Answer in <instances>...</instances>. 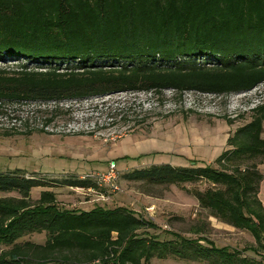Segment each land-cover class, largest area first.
Returning <instances> with one entry per match:
<instances>
[{
    "label": "trees",
    "instance_id": "trees-1",
    "mask_svg": "<svg viewBox=\"0 0 264 264\" xmlns=\"http://www.w3.org/2000/svg\"><path fill=\"white\" fill-rule=\"evenodd\" d=\"M0 114L24 105L82 102L115 94L229 96L264 84V0H0ZM56 112V111H55ZM227 139L212 166L153 164L122 178L192 190L220 221L264 239V103ZM53 116L46 120V124ZM41 132L43 129L40 130ZM99 190L91 177L50 178L0 169V264H147L177 258L208 264H262L197 240H159L126 208L59 209L55 194L34 188ZM45 233L44 245L18 243Z\"/></svg>",
    "mask_w": 264,
    "mask_h": 264
},
{
    "label": "rangeland",
    "instance_id": "rangeland-1",
    "mask_svg": "<svg viewBox=\"0 0 264 264\" xmlns=\"http://www.w3.org/2000/svg\"><path fill=\"white\" fill-rule=\"evenodd\" d=\"M0 65L14 69L11 63ZM260 103H264V84L246 93L220 97L169 91L161 95L122 93L63 103L56 110L50 105L7 109L0 114V169H21L50 178L75 175L97 179L106 175L114 162L113 189L34 188L29 204L34 205L42 191H51L59 209L126 208L150 223L140 234L159 240H197L264 264V239L220 221L190 193L204 191L210 183L153 186L122 178L133 169L153 164L220 168L215 160L229 148L227 139L251 121L252 108ZM258 169L264 174V162ZM1 198L21 196L0 192ZM258 198L264 208V180ZM45 241V233H32L17 242L44 245ZM6 249L9 247L0 245V252ZM147 264L208 263L153 258Z\"/></svg>",
    "mask_w": 264,
    "mask_h": 264
},
{
    "label": "built area",
    "instance_id": "built-area-1",
    "mask_svg": "<svg viewBox=\"0 0 264 264\" xmlns=\"http://www.w3.org/2000/svg\"><path fill=\"white\" fill-rule=\"evenodd\" d=\"M94 179V178H93ZM98 183L99 189L102 187H109L110 189H113L116 187L115 180H116V174H115V165L114 162H111L109 165V170L106 175L98 176L97 179H95ZM80 190H85L91 192L94 189H84V188H78Z\"/></svg>",
    "mask_w": 264,
    "mask_h": 264
}]
</instances>
